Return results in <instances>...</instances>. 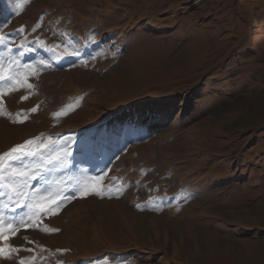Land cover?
Returning <instances> with one entry per match:
<instances>
[{
	"label": "rangeland",
	"instance_id": "374dc122",
	"mask_svg": "<svg viewBox=\"0 0 264 264\" xmlns=\"http://www.w3.org/2000/svg\"><path fill=\"white\" fill-rule=\"evenodd\" d=\"M0 36L32 85L0 83V155L50 138L70 155L30 188L105 193L34 216L0 264H264V0H0Z\"/></svg>",
	"mask_w": 264,
	"mask_h": 264
},
{
	"label": "snow or ice",
	"instance_id": "6c2138e0",
	"mask_svg": "<svg viewBox=\"0 0 264 264\" xmlns=\"http://www.w3.org/2000/svg\"><path fill=\"white\" fill-rule=\"evenodd\" d=\"M21 7L22 5L17 3V15ZM3 39L4 37L0 36V42H3ZM25 51H30V49H25ZM65 53L67 55H79L78 52L68 51L67 47H65ZM20 55L22 56L24 53L21 52ZM13 63L19 66L18 61H13ZM0 83L6 85L9 91H16L18 87H32V85L27 83V76L21 79L20 74L11 69V65L6 67L3 63H0ZM7 94L8 91L0 88V96ZM21 99H27V96L21 97ZM36 110V108H32L30 111L35 112ZM68 110H71V106H69ZM5 114L3 104L0 102V115ZM66 114L67 111H60L54 113V116L58 118ZM8 115L11 118V114ZM24 119H27V116L25 115L21 119V113L18 112L15 114L13 122L23 123ZM40 139V137H37L32 140H27L23 144L16 145L9 152L0 155V196L8 197L6 202L0 204V259L11 260L21 250L13 247L9 243V240L21 228L27 229L29 227H35V224L32 223L34 216H39L44 213L50 215L57 214L59 208L66 201L75 198L76 193H79L81 196H87L93 193L99 196L105 194L102 190L103 176L77 179L72 189V195H65L68 189L60 188L59 186L55 190H50L49 188H43L42 190L30 188V181L36 180L38 176H41V169L46 170L47 166L56 167L57 165H63L64 159L70 155L66 150L61 153L49 148V145L52 143L50 138H46L43 143L38 144L37 141ZM43 149H48L47 154L42 151ZM37 156L41 158L46 156L47 158H43L41 163L35 165L24 163L25 158H36ZM41 178L43 179V177ZM45 183L47 184L48 181H45ZM16 209H27L28 211L24 215H9V213H15ZM40 230L47 232L58 231L57 229L48 228H41ZM27 250L32 251L31 249ZM41 251L45 250L41 249ZM40 259L43 260V257H40ZM36 261L37 257L33 255L28 260H19L18 264H36Z\"/></svg>",
	"mask_w": 264,
	"mask_h": 264
},
{
	"label": "trees",
	"instance_id": "16d2710c",
	"mask_svg": "<svg viewBox=\"0 0 264 264\" xmlns=\"http://www.w3.org/2000/svg\"><path fill=\"white\" fill-rule=\"evenodd\" d=\"M169 99V98H168ZM168 99H166V100H168Z\"/></svg>",
	"mask_w": 264,
	"mask_h": 264
}]
</instances>
